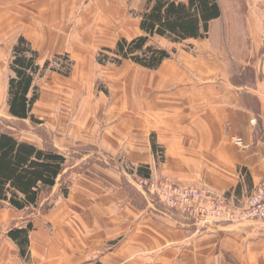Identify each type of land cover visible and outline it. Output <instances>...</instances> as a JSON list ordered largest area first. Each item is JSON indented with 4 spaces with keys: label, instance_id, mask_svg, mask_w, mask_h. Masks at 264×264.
I'll use <instances>...</instances> for the list:
<instances>
[{
    "label": "crops",
    "instance_id": "obj_1",
    "mask_svg": "<svg viewBox=\"0 0 264 264\" xmlns=\"http://www.w3.org/2000/svg\"><path fill=\"white\" fill-rule=\"evenodd\" d=\"M148 1L0 0L1 58L23 37L39 66L56 56L72 63L68 77L47 71L43 85L36 80L40 113L63 94L84 107L50 138L70 162L67 195L58 178L31 216L0 211V264H156L152 254L163 249L169 264L177 256L182 264H264V225L195 226L164 214L136 185L147 167L151 179L207 187L242 207L263 181L264 0H216L220 15L204 38H151L170 54L156 70L98 64V53L143 35ZM28 222L23 260L6 235Z\"/></svg>",
    "mask_w": 264,
    "mask_h": 264
},
{
    "label": "trees",
    "instance_id": "obj_2",
    "mask_svg": "<svg viewBox=\"0 0 264 264\" xmlns=\"http://www.w3.org/2000/svg\"><path fill=\"white\" fill-rule=\"evenodd\" d=\"M219 15L216 0H187V5L178 0H149L141 16L140 30L143 35L131 41L119 40L115 49L98 53L97 62L100 65L119 66L124 60H129L144 69L156 70L164 60L170 58V54L151 44V38L162 37L173 43L189 38H204L209 21ZM199 19L201 34L198 33ZM62 57L67 59L66 56H56L54 60ZM37 58L38 53L30 43L23 37L18 38L9 65L12 76L8 79L6 105L8 116L12 119L42 125L33 115V108L39 100L34 80L47 69L57 71L50 67L52 61H46L40 67ZM57 73L68 77L69 70ZM41 139L43 145L39 147L19 140L10 133L0 132V211L8 207L31 216L42 196L51 191L58 178H61V194L67 195L62 178L70 162L50 145V140H44V136ZM153 150L155 153L158 151L155 144ZM137 174L140 178H149L147 167L138 168ZM49 209L50 206L46 204L40 210L45 212ZM31 230L32 224L28 222L24 228H11L6 235L16 245L23 260L29 259L28 236Z\"/></svg>",
    "mask_w": 264,
    "mask_h": 264
},
{
    "label": "built area",
    "instance_id": "obj_3",
    "mask_svg": "<svg viewBox=\"0 0 264 264\" xmlns=\"http://www.w3.org/2000/svg\"><path fill=\"white\" fill-rule=\"evenodd\" d=\"M87 3L89 0H75ZM257 118L250 125H257ZM264 145V132L260 133ZM234 144L243 146L241 139L233 140ZM160 156V154H159ZM136 185L141 192L164 209V214H178L197 226L198 224L241 226L247 223L264 225V179L249 195L246 203L238 207L226 196L220 195L207 187L178 185L168 180L138 178Z\"/></svg>",
    "mask_w": 264,
    "mask_h": 264
},
{
    "label": "rangeland",
    "instance_id": "obj_4",
    "mask_svg": "<svg viewBox=\"0 0 264 264\" xmlns=\"http://www.w3.org/2000/svg\"><path fill=\"white\" fill-rule=\"evenodd\" d=\"M7 51L8 48L5 45L3 48V57L2 58L0 57V132L10 133L19 140L27 141L33 144L35 143L41 146V140H42L41 138H43V136H44V140L49 142L50 138L58 137L59 134L57 132L63 131L64 127L66 126L64 117H67V114L82 115L84 112V107L81 106L78 107L79 105L75 108L72 107L71 104L67 103L66 100H68V98H66L65 94H63L61 95L63 99L60 100V98H58L57 99L58 103L51 104V107L48 108L46 106L44 107L43 105H41L43 106L42 108L44 110V113H40L38 106L39 104L34 106L33 108L34 110L33 112L35 114L34 116L36 118H40V117L42 118L43 120L42 125H33L29 121L21 122L9 117L7 113V105H6V87H7L8 79L12 76V73L9 69L11 56H12L10 47L8 53ZM54 59L55 58L48 60V61H52L50 67L56 70L57 72L59 71L60 73L67 72L69 70V75H70L72 71V66H70V64L72 65V63L68 59H65L63 57L59 60H54ZM47 71H51V70L47 69L43 71L41 76L35 78V86L38 88L39 91V99H40L41 90L40 87L36 85V80L38 84L41 83V85H43L44 79L42 78ZM99 89L104 91L102 87H99ZM104 94L106 95V90L104 91ZM49 97L52 98V100L54 101L52 95H49ZM67 125L70 127V125L72 124H67ZM8 209H9L8 207H5L3 210H8ZM165 251L166 250L163 249L160 252H155L152 254V256L155 258L156 264H169V262H171V260H169L164 256ZM235 255L239 256V254L237 253H235ZM180 260H182L180 256H177L175 259L173 257V263L182 264L181 262H179ZM220 264H225V260L221 258Z\"/></svg>",
    "mask_w": 264,
    "mask_h": 264
}]
</instances>
